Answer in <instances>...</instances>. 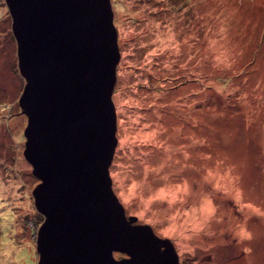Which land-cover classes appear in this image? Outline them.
Returning <instances> with one entry per match:
<instances>
[{
    "label": "rangeland",
    "instance_id": "1",
    "mask_svg": "<svg viewBox=\"0 0 264 264\" xmlns=\"http://www.w3.org/2000/svg\"><path fill=\"white\" fill-rule=\"evenodd\" d=\"M111 4L121 55L110 176L127 218L169 239L178 264H264V0ZM26 84L0 0V264L40 260Z\"/></svg>",
    "mask_w": 264,
    "mask_h": 264
},
{
    "label": "water",
    "instance_id": "2",
    "mask_svg": "<svg viewBox=\"0 0 264 264\" xmlns=\"http://www.w3.org/2000/svg\"><path fill=\"white\" fill-rule=\"evenodd\" d=\"M7 3L27 80L25 156L41 179L38 264H178L169 239L127 218L112 187L121 54L111 0Z\"/></svg>",
    "mask_w": 264,
    "mask_h": 264
}]
</instances>
